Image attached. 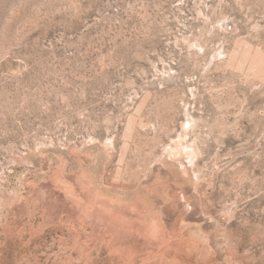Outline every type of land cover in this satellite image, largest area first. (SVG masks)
<instances>
[{
	"label": "rangeland",
	"instance_id": "374dc122",
	"mask_svg": "<svg viewBox=\"0 0 264 264\" xmlns=\"http://www.w3.org/2000/svg\"><path fill=\"white\" fill-rule=\"evenodd\" d=\"M0 264H264V0H0Z\"/></svg>",
	"mask_w": 264,
	"mask_h": 264
}]
</instances>
